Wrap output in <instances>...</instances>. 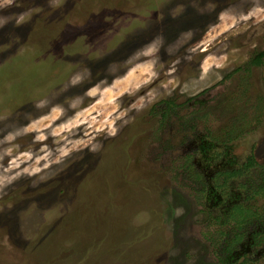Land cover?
<instances>
[{"label": "rangeland", "instance_id": "1", "mask_svg": "<svg viewBox=\"0 0 264 264\" xmlns=\"http://www.w3.org/2000/svg\"><path fill=\"white\" fill-rule=\"evenodd\" d=\"M259 54L264 0H0V264H264Z\"/></svg>", "mask_w": 264, "mask_h": 264}, {"label": "trees", "instance_id": "2", "mask_svg": "<svg viewBox=\"0 0 264 264\" xmlns=\"http://www.w3.org/2000/svg\"><path fill=\"white\" fill-rule=\"evenodd\" d=\"M264 57V54L258 55L252 62L254 65L259 66L262 63V59ZM168 105L172 106L173 104L171 102H167ZM257 168H263V166H260L256 160H253V158L249 159L246 163H244L240 169L234 170L231 172H222L219 175H217L216 178V188L217 189H223L225 186H227L228 182L232 179L246 176L251 170L257 169ZM259 194V192H258ZM261 195V194H259ZM230 221L233 222V225L239 230L242 231L244 227H247L248 225H251L254 220H259L264 225V214L258 213L256 211H251L249 209L240 208L237 210H234L232 214L230 215ZM256 238L259 240L260 244L264 242V228L262 232L258 235H256ZM218 261L220 264H234L233 262L223 260L220 256H218ZM247 262H242L241 264H246Z\"/></svg>", "mask_w": 264, "mask_h": 264}, {"label": "flooded vegetation", "instance_id": "3", "mask_svg": "<svg viewBox=\"0 0 264 264\" xmlns=\"http://www.w3.org/2000/svg\"><path fill=\"white\" fill-rule=\"evenodd\" d=\"M260 55V54H259Z\"/></svg>", "mask_w": 264, "mask_h": 264}]
</instances>
